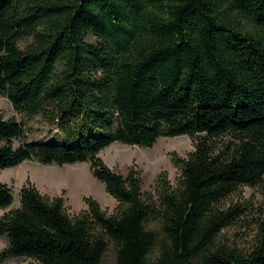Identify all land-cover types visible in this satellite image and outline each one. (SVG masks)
<instances>
[{"label":"trees","instance_id":"16d2710c","mask_svg":"<svg viewBox=\"0 0 264 264\" xmlns=\"http://www.w3.org/2000/svg\"><path fill=\"white\" fill-rule=\"evenodd\" d=\"M0 96L55 136L0 114V172L89 162L120 203L71 216L29 181L0 218V264H103L112 245L118 264H264L263 208L251 250L222 241L251 210L232 198L264 192V0H0ZM185 135L195 150L158 197L99 157ZM13 203L0 183V210Z\"/></svg>","mask_w":264,"mask_h":264},{"label":"rangeland","instance_id":"374dc122","mask_svg":"<svg viewBox=\"0 0 264 264\" xmlns=\"http://www.w3.org/2000/svg\"><path fill=\"white\" fill-rule=\"evenodd\" d=\"M89 41L95 42L93 36ZM32 42L28 38L20 42L25 49ZM0 114L5 118H16L25 127L29 141H53L51 127L42 117L29 118L15 111L7 97L0 96ZM195 139L190 136L160 138L152 148L137 145L114 143L99 154V157L113 170L127 176L135 170L143 182V191L158 197L163 184L177 188L182 170L177 159H185L195 150ZM31 181L39 191L50 200L61 197L64 208L71 216H77L88 210L86 199L96 200L108 214L116 213L120 203L111 196L104 183L94 177L91 163L74 165H42L34 161H26L18 167L0 172V183H7L14 194V203L7 209L0 210V218L18 208L21 203V190ZM166 183V184H165ZM243 196V197H241ZM242 198V199H241ZM234 203L243 202L250 207L246 217L237 224L224 230L222 241L231 246L249 251L257 240V226L254 216L264 210V192L249 187L242 188L238 196L232 198ZM8 247L6 238L0 239V251ZM30 259H13L5 264H31ZM103 264H118L115 247L112 245L106 254Z\"/></svg>","mask_w":264,"mask_h":264}]
</instances>
